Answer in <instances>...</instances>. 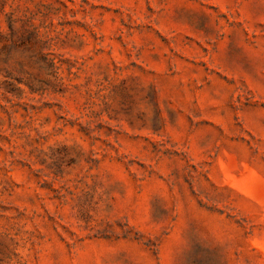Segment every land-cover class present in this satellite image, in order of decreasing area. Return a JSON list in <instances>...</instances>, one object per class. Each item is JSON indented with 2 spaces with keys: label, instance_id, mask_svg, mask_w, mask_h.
Wrapping results in <instances>:
<instances>
[{
  "label": "rangeland",
  "instance_id": "1",
  "mask_svg": "<svg viewBox=\"0 0 264 264\" xmlns=\"http://www.w3.org/2000/svg\"><path fill=\"white\" fill-rule=\"evenodd\" d=\"M0 264H264V0H0Z\"/></svg>",
  "mask_w": 264,
  "mask_h": 264
}]
</instances>
